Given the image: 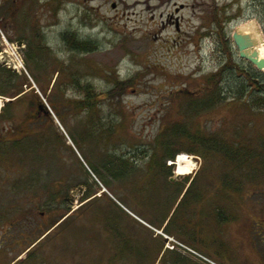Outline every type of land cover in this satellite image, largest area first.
I'll return each mask as SVG.
<instances>
[{"label": "rangeland", "instance_id": "374dc122", "mask_svg": "<svg viewBox=\"0 0 264 264\" xmlns=\"http://www.w3.org/2000/svg\"><path fill=\"white\" fill-rule=\"evenodd\" d=\"M0 8V47L3 35L23 43L19 51L26 71L17 73L15 81L27 79L19 98L0 94L8 101L15 99L8 116L0 119V202L12 197L20 210L15 217L33 218L50 198L44 188L23 191L27 169L4 151L8 139L22 129L20 136L24 128L37 131L26 145L32 162L42 172L65 177L64 186L70 191L63 202L58 201L59 208L80 206L87 186L79 181L87 180L95 195L104 191L93 200L103 212L85 208L71 214L66 239L58 236L45 246L43 264H134L131 258L108 262L113 248L121 247V241L116 246L112 233L104 228L110 216L136 242L163 238L164 227L171 232L184 227L185 234L194 235L193 244H185L205 257L200 260L180 252L187 257L182 259L184 264H264V228L258 227L259 218L264 219V172L251 174L242 167L233 171L234 166L220 156L203 158L180 151L194 161L192 172L176 175L174 164L168 179L186 183V176L192 179L201 168L194 193L202 198L194 202L188 196L179 203L182 195L176 200L175 188L164 186L167 177L154 178L156 172L148 164L158 137L176 120L253 149L261 144L264 112L247 106L244 95L232 99L234 75L241 69L223 71L221 101L197 110L188 101L191 96L201 97L199 88L206 78L230 59L248 69L238 57L231 33L254 21L264 39V0H146L140 4L135 0H0ZM216 14L230 20L223 24ZM67 30L80 39H91L96 47L74 50L63 39ZM75 76L102 93L92 111L75 109V101L81 98ZM116 78L124 81L119 84L122 92L109 95L106 91L117 85ZM34 93L45 112L30 108ZM96 163L109 185L91 169ZM225 172L241 177L243 188L224 189L221 175ZM59 192L65 194L66 189ZM217 208L222 213L217 214ZM5 222H0V264H12L26 253L8 243L11 230L6 234ZM61 240L68 244L62 245Z\"/></svg>", "mask_w": 264, "mask_h": 264}, {"label": "trees", "instance_id": "16d2710c", "mask_svg": "<svg viewBox=\"0 0 264 264\" xmlns=\"http://www.w3.org/2000/svg\"><path fill=\"white\" fill-rule=\"evenodd\" d=\"M217 18H219L218 15ZM228 20H230L229 16L225 20H221V18H219V21L223 24H225ZM219 27L221 30L224 28L223 25ZM62 36L67 45L74 50L89 51L96 47V44L91 39H80L71 30L63 32ZM8 38L11 39V37ZM41 47L45 48L43 44H41ZM30 59H32V55ZM228 62L229 63L226 62L217 72L210 74L206 78V84L199 88L202 90L201 97H198V95L193 97L189 96L190 98L188 104L190 107L197 110L221 101L222 95L220 92V84L223 80V71L227 72L233 69L235 72V70H237L236 68H239L241 71L234 75L236 91L232 99L240 100L244 95L246 98L244 103L247 104V106L264 112V72L257 70L248 62V69L246 70L238 67L234 63L232 64L231 59ZM37 66L38 64L36 67ZM16 76H18L17 73L0 66V94L9 97L17 96L16 98H19L23 94L22 83L23 80L27 79L25 77H20L21 81L16 83ZM71 78H74L73 75H71ZM78 80L79 79L75 76L76 86L78 91L81 93V98L75 101V109L92 111L96 107L97 102L100 100L102 93L95 91L91 82L80 83ZM114 81L117 85L106 91L109 95H114V92H116V94H120L122 92V90H119V84L124 83V81L117 78ZM246 92H248V96L245 95ZM183 94L186 95V93ZM33 97L34 98H32L30 102V108L39 110L41 107L42 111L45 112V108L39 101L38 93H34ZM14 100L15 99L5 102L2 107V111H0V119L8 116L9 108ZM53 102L55 101L51 100V106L54 110H56V105H54ZM56 113L57 116L62 115V113L57 110ZM25 119L30 120V118L26 117ZM20 130L17 131L20 132ZM18 132L14 133L15 136L12 139H8L9 145L7 146L8 148L4 149V151H8L11 157L15 158V160L18 161L22 167L27 169L28 179L23 182H27L28 184L25 183L26 187L23 188V191H27V189L37 191L38 189L44 188L45 191L49 192L50 198L48 201L41 204L40 208L42 210L39 212V215L33 218L29 216H17L16 218L15 215L20 211L17 209V202L13 200L11 201L12 197H4L6 199L5 203L0 202V222L7 221L5 222V226L7 228L4 230L6 231V234L7 230H11L8 243L19 246L21 252L26 251V256L23 259H17L12 264H43L45 260V246L51 244L52 240H55L58 236L61 237L62 240L66 239L65 231L71 224L69 218L71 214H78L77 212L82 211L85 208L89 212L95 214H97V212H103V210L95 206L94 201L99 200L104 191H102L99 195H95V193H97L95 191L96 189H91L87 180L77 182L87 186L83 192V196L80 198L82 203L80 206L73 209L68 216L62 219L65 214L70 212L69 208L65 207L64 210L59 208L60 204L58 203L59 200L63 202L70 191L69 188H65L64 186L66 183L65 177L61 175L52 176L50 172H42V170H40L35 163L32 162L34 160L28 156L26 152V145L30 142L28 139L29 136H31L34 132H37L35 129L32 130L24 128L20 136L17 135L20 134ZM80 138L81 140H84V136ZM188 143L191 147H187L186 144ZM180 151H186L197 155L199 154L203 158L210 155L220 156L224 160L225 164L234 166L233 171L242 167L244 171L247 169V171L251 174L264 172V139L261 144L253 149L243 143H240L238 140L236 141L233 139L228 141L213 134H205L199 129H193L186 123L176 120L172 122L168 128H165L164 132L158 137L157 145H154V149L151 153L152 157L148 164L149 167L151 169L153 168L156 172L154 178L163 176L165 179V177H167L164 181V186L169 187L170 185L175 188L177 195L176 200H178L179 196L183 193L179 203H181L188 196H191L194 202L199 201L198 199H200V197L202 198L199 193H194L195 190H198L199 182L197 181V175L199 171H201V168L198 172H196L192 179H189V176H186V183H181L179 181L173 182L168 179V177L172 174L174 164H167L166 161H174L176 154ZM157 153L160 154L157 155ZM96 165L98 164H92L91 169L96 172V175H98L101 181L105 184H107L108 181L107 185H109V180L105 179L101 172L99 173ZM221 180L223 187L226 190L231 189V191H239L243 188V181L241 177L237 175L225 172L221 175ZM16 187L17 186H15V188ZM63 189H66V193L61 195L59 191ZM89 200L91 201L87 203ZM173 205L174 204H172V207ZM118 209L121 211L123 210L119 206ZM216 210L217 214L222 213L220 208H217ZM9 214L12 217H9ZM232 218H234V216ZM260 218L259 223L261 222V224L258 225V227L262 226L261 228H264L262 217ZM105 220L106 224L104 228L110 234L112 233L111 241H113L116 246H118V241H121V247L113 248V255L108 259L109 263L115 261L116 259L125 261L131 258L134 264H156L157 261L161 264H184L182 259L187 257L182 256L180 251L176 249L173 250L164 248V237H151L150 239L146 237L144 240L136 242L134 238L130 237L129 233L126 232L125 229L123 231V228H119L117 223L114 225L112 221H116V218H112L110 216L107 219L105 218ZM160 227H162V223L160 224ZM183 228L184 227H180L172 232L167 230L165 227L163 230L166 234L178 236L182 241H184V243L193 244L192 241L194 239V235L185 234L186 231L183 230ZM61 244L64 245L68 243L62 241Z\"/></svg>", "mask_w": 264, "mask_h": 264}, {"label": "water", "instance_id": "95a60500", "mask_svg": "<svg viewBox=\"0 0 264 264\" xmlns=\"http://www.w3.org/2000/svg\"><path fill=\"white\" fill-rule=\"evenodd\" d=\"M231 39L237 49L239 58L246 60L257 70L264 71V57H259L258 50L256 49L258 42L261 40L259 41L252 33H245L241 27L235 28L232 31ZM75 193L76 191L71 192L72 195ZM70 200L72 201L73 198Z\"/></svg>", "mask_w": 264, "mask_h": 264}, {"label": "bare ground", "instance_id": "6f19581e", "mask_svg": "<svg viewBox=\"0 0 264 264\" xmlns=\"http://www.w3.org/2000/svg\"><path fill=\"white\" fill-rule=\"evenodd\" d=\"M136 3H144L146 0H135ZM242 30H244L245 33H252V35L260 42H258L256 49L258 50L259 57H264V39L260 34L259 28L256 26L254 21L247 22L241 26ZM263 40V42H262ZM2 105V102L0 100V106ZM176 170L175 173L179 175H187L192 172V169L194 167V161L190 156H188L186 153H179L176 160Z\"/></svg>", "mask_w": 264, "mask_h": 264}, {"label": "built area", "instance_id": "2783aa9c", "mask_svg": "<svg viewBox=\"0 0 264 264\" xmlns=\"http://www.w3.org/2000/svg\"><path fill=\"white\" fill-rule=\"evenodd\" d=\"M0 61L3 62V64L6 65L7 67H11L16 70H20L23 67L22 60L20 58L19 53L17 52V47L15 46L14 43L8 41L5 42L4 50L0 52ZM173 243H177L184 249H188L186 246L177 242L174 239L169 240L168 246L173 247L174 246Z\"/></svg>", "mask_w": 264, "mask_h": 264}, {"label": "flooded vegetation", "instance_id": "af4514ba", "mask_svg": "<svg viewBox=\"0 0 264 264\" xmlns=\"http://www.w3.org/2000/svg\"><path fill=\"white\" fill-rule=\"evenodd\" d=\"M42 215H43V214H42ZM65 217H66V216H63L62 219L65 218ZM260 220H261V218H260ZM262 220H264V219L262 218Z\"/></svg>", "mask_w": 264, "mask_h": 264}]
</instances>
